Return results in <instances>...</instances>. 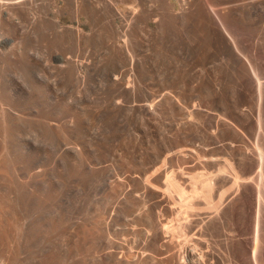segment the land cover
<instances>
[{
    "label": "rangeland",
    "instance_id": "374dc122",
    "mask_svg": "<svg viewBox=\"0 0 264 264\" xmlns=\"http://www.w3.org/2000/svg\"><path fill=\"white\" fill-rule=\"evenodd\" d=\"M3 1L9 2L10 0ZM21 1L22 3L20 4L22 5L18 6V11L9 12L7 11L9 10V6H2L3 13L2 15L0 14V21H2L0 22V112H2V116L8 126V137L10 136L6 148L2 147V149H0V159L3 158L5 153H1V151L5 149L10 156L11 162L9 169L0 167V172H2L0 173V184H7L6 182H13L11 184L22 183L24 189L27 187V190L31 192L34 191L33 193L35 194V192L42 191V180L45 179L47 182L45 180L44 182L49 183L52 192L54 191V202H60L58 205L61 204L64 212V219L61 223L62 226L60 224L61 227H59V231L54 236L56 240L54 237L49 240L50 242H56L58 240L62 242L65 241V249L67 250H65V264H78L80 262L83 237L88 230L94 232L95 224H101V226L103 225L104 229L107 230L108 236L100 238L101 244L103 242V247L105 246L102 252H107L114 246L123 245V243L124 245H137V247H142L143 245L144 247L146 246L147 252H151L152 247H150V243L147 239L150 230L148 229L149 226H147V222L143 219V215L145 213L148 215L153 214L162 221L166 218L165 222L167 221L166 223H169L167 225L171 226L172 224L176 225L182 221V217L185 215L184 212H181L178 216L175 213L167 216L164 211L161 210L160 203L157 200L163 190L162 184L166 181L165 179L167 177L176 178L180 186L182 185L185 190H188L190 185L189 176L191 174L193 175V173H196L200 175V173L197 172H203L205 175L209 174L213 169L211 162L214 161L213 163L215 165H218V163L222 164L221 160H224L226 157L225 151L222 148L223 142L213 143L210 141L209 137L215 129L213 123L216 116L212 113H215L217 110L211 109V106H209V108L207 107V94L204 98H201V100L199 98V102L197 98L201 97L206 89L210 91V89L213 88L212 91H215L214 87L216 86L218 89L215 88L219 91H216V93H220L222 98L226 100L224 101L221 99V102L219 100L217 107L220 104L232 102L234 93H232L233 87H231L232 85L230 84L233 83V80L230 82L232 77L230 76L229 78L232 68L230 64L229 66L227 64L229 61L226 59L227 56H225L224 53L222 54L221 51L219 53L222 55L219 54V50H215V53L217 51V54L219 56L221 55L220 57H218L214 51L209 52L214 50V48L212 47L213 49L210 50L211 47H203V43H200L201 39L199 38V40H196V38L198 39V34L195 31L187 32V30L185 31V29L182 28L178 29L179 27H177V30L182 29L179 35V31H175L176 27H172V30L169 28L168 32L167 30L165 32H159L155 28V23H152L150 14H148L147 17L145 15L142 16L148 20H143V18H140V20L138 19L137 21L139 23L137 21L128 22L127 20H121L123 21L121 22L118 19L122 23L120 24L119 21H116L117 18L113 17L111 13L108 14V11L106 14L102 12L103 15L101 17L103 18L108 14V16H106L107 19L104 18L105 20L98 16L102 13L96 14L98 17L93 13L94 16L87 20L81 18V16L83 17L82 9L79 7L81 11H76L78 6L74 8V0ZM112 1L115 7L117 5V9L119 5L123 8L122 5L130 2V0H123L124 3L121 2L122 0H111V2ZM161 1L162 0H145L144 4L150 3L152 7L157 4L153 9L151 8L155 13V10H158L157 8L160 7L159 4H161ZM172 1L173 0H167L166 2L165 0L168 5L171 3L173 4L174 1ZM237 1H239V4L240 2L242 4V2L245 3L247 0ZM237 1L232 0L231 3L234 2V4H237ZM119 2L121 3L118 4ZM165 2L164 4L167 5ZM158 5L159 7H157ZM162 5L163 4H161V6ZM74 11L78 12L79 15L73 16V13H75ZM152 11L150 12L153 13ZM80 12H82V14H80ZM1 16L3 17L2 19ZM110 19L114 20V23H116L114 25L118 24L117 27L123 25L124 21L127 25L124 23V26H122L124 28L121 30V27H118L119 30L116 26V28H114V25H111L113 21ZM115 29L118 31L114 32ZM251 29L248 30L246 28L244 36L246 37L244 40L248 42L244 41V43H247L249 47L253 42L254 44H256V41L260 42L261 38L259 36L262 34L258 28L256 29L257 35L255 34L256 30L254 32ZM127 31H129L130 34ZM156 31L160 33L157 32L162 38L159 37ZM248 31L249 33H247ZM118 32L120 34H118ZM128 34L130 37L127 36ZM165 34L166 38L170 41L167 40L168 42H166V39L163 41ZM176 37L177 39H173ZM179 38H181V41L178 40ZM194 38L195 41H193V43L195 42L194 44H196V46L192 45L193 43L189 40H194ZM125 39L128 40L126 41ZM160 41H162V43L165 42L167 47L165 44L161 46L162 44ZM249 41H251L250 44ZM201 46L202 53L199 48ZM119 47H122V50L119 49ZM249 47H246L247 53H250L248 52L249 50L253 54V45L250 47L251 50ZM197 48H199V50H196ZM208 49L209 51H207L206 56L203 54V50ZM197 51L198 54L201 53V56L200 54L199 56L196 54ZM204 53L206 54V51ZM240 55L241 58H243V55ZM221 58H223V61L220 60ZM225 61L227 62L225 63ZM221 64L222 66H220ZM224 64H227L224 68L226 67L225 69H228V72L231 71L227 74L228 72L225 70L227 72L226 76H224ZM218 67L219 69L221 68L219 72L222 70L224 71V73L222 71L220 74L221 77L222 74H224L223 77L225 78L228 75L230 80L228 78L226 79L229 81L225 78L218 77L220 76L217 74L219 70ZM216 68L218 70L215 73ZM243 68L246 69L245 66ZM216 74L218 76H216ZM201 90L203 92L202 94L200 92ZM208 90H206L205 93H207ZM165 91L166 93H164ZM171 91L175 95H173ZM198 91L201 94L200 96ZM167 93L171 94V97L178 95L175 98L179 99L176 100V104L179 105V110H170V106L168 107L167 104L165 106L163 103V96L165 94L169 95ZM219 97L220 95L217 96V99ZM149 100L153 102V104L150 103ZM160 103L164 105H160ZM150 104L152 105V109H149V111L147 107H149ZM192 105H194V107ZM213 107H216V105ZM219 111H221L220 108ZM219 113L221 112L216 114ZM18 116L20 117L18 118ZM176 116H178V118ZM54 124H58L57 127ZM80 124L83 127L80 126ZM65 130L69 133L72 132L71 134L73 137H68V132L66 134L64 133L66 132ZM78 139H80V141ZM47 140L49 142H47ZM63 140L66 141L64 142ZM73 142L75 144H73ZM60 144L62 145L60 146ZM242 144V142H236L238 146ZM18 149L23 150L22 153L24 156L30 157L26 158L19 155L25 158H23L24 160L20 159L18 154H21V152L17 153L19 151ZM97 149H99V151ZM9 150L11 151L9 152ZM24 151L29 155L27 156ZM52 152L55 153L53 154ZM228 152L232 155L236 153V151L232 150ZM64 155L67 156L65 157ZM216 160L220 161L218 162ZM107 163H110V165ZM37 169H40L39 171L42 172H39ZM5 175L7 176L4 177ZM201 176L203 175L201 174ZM154 177H156V179ZM5 179L9 181H5ZM218 186L219 185H216L214 187L217 188ZM228 186L229 184H222L221 187L219 186L220 189L212 188V195H216L217 192L218 195L225 192V196L228 197ZM38 187L41 188L38 189ZM141 189L143 191H141ZM146 190H148L147 193ZM39 192L37 194H39ZM150 192H152L153 195L150 194ZM126 194H129L132 200L131 204L128 206L122 203V197ZM31 203L33 204V202ZM31 203H29L27 207V215L31 216L35 214L36 216L39 214L45 216V214H47L48 207L39 208L35 203L34 205H31ZM168 205L174 211L177 209L176 206H178L172 202ZM95 206V209L99 207V212L96 216L95 214L93 216L92 213L94 212L91 213V211L95 210ZM92 207L93 209H91ZM202 209H197L198 212H195V215H193L196 218L199 217L197 218L198 220L205 219L211 212L207 211V213L205 210L206 208ZM1 213L2 212H0V223L1 220H3ZM90 214L92 216H89ZM69 220L71 222H68ZM86 220H89V224L87 225L86 223L88 222ZM84 221H86L85 224ZM226 222L223 226L225 225L226 228L233 227L232 214L228 216ZM197 226L193 228H197ZM144 228L147 231H145ZM193 228L190 230L187 237L193 236V239H195L194 236L196 238L198 237L199 242H203L202 245H200L202 250L211 251L215 255H224L225 259L228 261L230 260V262L232 261L231 263H227L228 261L226 260L225 264L236 263L231 256L235 243L239 242L243 248L248 249L249 244L247 241L253 236V234L249 233L250 225H246V228H244L240 234L230 230L223 233V230L219 228L220 231L216 230L210 233L211 235L204 234V236L202 235L203 237L197 235L195 233L196 229ZM222 233L225 234V236ZM178 234H176V238L174 236V239L178 241L183 240V236ZM39 235L37 234L34 236L29 242L30 244L27 243L24 246L23 251L26 250L24 251L25 253L21 255L31 258L34 256L37 257L40 252V245L44 242H42L43 239L41 234ZM170 236H172V233ZM62 237H64V239ZM203 239L205 240L203 241ZM160 241L161 240H159V242ZM119 242L123 243L120 244ZM196 247H198V245ZM71 251L72 253H69Z\"/></svg>",
    "mask_w": 264,
    "mask_h": 264
},
{
    "label": "bare ground",
    "instance_id": "6f19581e",
    "mask_svg": "<svg viewBox=\"0 0 264 264\" xmlns=\"http://www.w3.org/2000/svg\"><path fill=\"white\" fill-rule=\"evenodd\" d=\"M10 1L5 2L3 0H0V14L1 15L3 13L2 8H1L2 6H5V7L9 6V8H8L9 10H7V11L15 12L16 10L18 11V6L22 5V4H20V3H22L21 0H18V1L13 0V2H12V0H10ZM117 1H119V0H117ZM127 1H129V0H127ZM144 1L145 0H143V2H142V0H130V2L125 3L126 6L121 4L123 6V8H125V9H123L119 5V8H118L119 10H118L116 8L117 5L115 7L113 1L111 2V0H80V1L74 0V2H75L74 8L76 6H78L76 11H78L81 8L82 12H83V17L81 16V18H85L86 20L91 19V17L94 16L93 13H95V15L101 14L102 12H104V14H106L107 11H108V14L111 13L113 15V17L117 18L116 21H119V20L120 21L121 20L126 21L127 20L128 22L137 21L138 19L140 20V18H143L142 16L145 15L147 17V15L150 14L151 15V21H152V23L153 22L155 23V28L159 32H165L166 30L168 32V29L169 28L171 29L172 27H176L175 31H177V32L179 31V35L181 34L182 29H185V31L187 30V32L195 31L198 34V36L195 35L198 37V39L195 37L196 40H199V38H200L201 42L200 41H198V42L203 43V45L202 44H200V45H202L203 47H207V48L211 47L210 50L214 48V50H211V51H209V49L203 50L204 55L207 56V51H209V52L214 51V53H215V50H219L218 53L220 51L222 52V54L224 53L225 56H227L226 59L229 60L228 62L225 61V63L227 62L228 66L230 64L231 68H232V70L229 69L232 71V72L229 71L232 73V74L230 73L229 78L231 76L232 79L230 80L228 78V75L226 77L230 80V82L233 80V83H234V84L233 83L230 84V85H232L231 87H233L232 93H234V98L232 99V102L224 103V101H226V100L222 98L220 93H216V91L219 92L217 90L218 88L216 86L215 87L217 89L213 86L215 91L214 90L212 91L213 88L210 89V91L208 89H206V90H208V92L205 93L206 92V90H205L204 91L205 95L201 90L200 92H201V94L203 93L202 96L203 95L204 96L203 97L197 96L198 97L197 101L199 98H200V100H201V98H204L207 94V97H208V106L207 107L209 108V106H211V109L217 110L215 113L214 112L212 113V114H215V116H216V119L213 123L215 129L211 133V136H209V137H210V141L213 143L223 142L222 148L225 151L226 157L224 158V160H221L222 164L218 163L220 160L219 161L216 160V161H218L217 162L218 165L217 164L215 165L213 163L214 161L211 162L212 163L211 166L213 167V169L212 168H211L212 170L209 169V170H211L210 172L207 171V172H209V174H206L207 176L205 175V173L203 174V172L202 173L197 172V173H200V175L196 174V173L195 174L193 173V175L191 174L189 176L190 185L188 187V190H185L182 187V185L180 186L179 181L176 180V178L167 177L165 179L166 181H164L162 184L163 190L160 193L159 198L157 200L160 203L161 210H163L165 215H167V216L171 215L173 213H175L178 216L181 212H184L185 215L182 214V215H184L182 217L183 220L180 221L179 223H177L176 225L172 224V226L167 225L169 223H166L167 221L165 222L166 218L163 219V221H162V220L158 219V217L153 215V214L148 215L145 213L143 215L144 216L143 219L145 220V222H147V226H149L148 229L150 230V234H148L149 237L147 239H148V242L150 243L149 244L150 247H152L151 252L146 251V246L144 247L142 245V247L141 246L137 247V245H135V246L124 245L123 242H121V243H123V245H117V246H114L111 250H108L107 252L106 251L102 252V250H103V248H105V246L103 247V242L101 244L100 238L103 236H108L107 230L104 229L103 225L101 226V224H95L94 232H90L87 229L88 231L85 232L86 234L84 233L85 235L83 237L84 239L82 241V247H81L82 248L81 249V258H80V262L78 264H152V263H155V264H225L227 259L224 258L225 257L224 255H222V256L215 255L211 251L202 250L201 249L202 247L200 245H202L203 242L202 243L199 242L198 237L196 238L194 236L195 239L192 238L193 236L187 237L188 233H190V230L194 226H197V225H198L197 228H193V229H196L195 233L199 236H202V235L204 236V234H210L216 230H219V228H221V230H223V233L224 232L226 233V231L230 230V231L237 232L238 234H240L243 231V229L246 228V225H250L249 233L253 234V236L251 238H249L247 241L249 244V248L248 249L243 248L241 243H239V242L235 243V245L233 246L232 254H231L232 259H234V262H236L237 264H264V0H247V1H245V3L242 2V4H241V2L239 4V1H237V0H235V1H237V4H234V2L231 3L232 0H173L174 3L173 4L171 3L169 5H168V3H166L167 0H166V2H165V0L164 1L162 0L160 3L163 5L161 6V4H159L160 7H159V5L157 6L159 8H157L158 10H155V13L152 11V9L157 4L152 7L150 3H149L150 5L144 4L145 3ZM121 2L124 3L123 0ZM121 2H119L118 4H120ZM164 2L167 5H165ZM26 4H25V6H26ZM154 9H156V8H154ZM76 11H74L75 13H73V16L74 15L77 16V14L79 15V13ZM79 11H81V10H79ZM150 11H152L153 13H151ZM82 12H80V14H82ZM108 14L106 16H108ZM97 15H96V17H98V16L101 17L103 15V13L101 15H98V16ZM150 15H149V17H150ZM106 16L104 17L105 19H107ZM5 17H6V14H5ZM2 18L3 17L1 16V19ZM101 18H103V17H101ZM108 19H109V17H108ZM112 19H110V20H112ZM144 19L148 20L147 18H143V20ZM112 21H113V24H111V25L113 26L116 23H114V20H112ZM112 21H111V23H112ZM120 21H119V23L122 24L121 22H123V21H121V22ZM125 21H124V23L127 25V23ZM0 22H2V21H0ZM124 23H123V25L120 26L121 30H122V28H124V27H122V26H124ZM117 25H114V28H116ZM177 27H179L178 29H180V28H182V29L177 30ZM114 28H113V30H114ZM130 28H132V27H130ZM246 28L248 30H250L252 28L251 30H253L254 32L258 28V29H260V31L262 33V34L258 33V34H260L259 37L261 38L262 42L260 40H258V41H260L261 43L256 41L255 42L256 44H254V42L252 41L253 47H252V45L250 47L254 48V52L252 54L251 51L248 50V52H250L249 53L250 55L247 53V50H246L247 49L246 47H249V45L247 46L248 42L246 40H244V39H246V37H244ZM111 30H112V28H111ZM116 31H118V30L115 29L114 32H116ZM158 31H156V33ZM120 32H122V31H120ZM127 32L129 33V31H127ZM170 33H172V32H170ZM175 33H174V35H175ZM247 33H249V31ZM250 33H251V31H250ZM256 33H257V30H256L255 34ZM118 34H120V33L118 32ZM129 34L127 35L128 37H130ZM169 34H167V35H169ZM176 34H178V33H176ZM190 35H192V34H190ZM131 36H132V34H131ZM160 36L161 35H159V37ZM251 36H252V34H251ZM192 37H194V36H192ZM256 37L258 38V36H256ZM160 38H162V37H160ZM195 38H194V40H192V39H189V40H191V42L193 43V41H195ZM260 38H258V39H260ZM164 39H166V42L170 41L166 38V34H165V38H163V41H164ZM169 39H170V37H169ZM173 39H177V37L173 38ZM180 39L181 38H179L178 40H180ZM251 39H252V37H251ZM251 39H247V40H251ZM244 41L247 43H244ZM160 42L162 44L161 46H164L165 42L164 43H162V41H160ZM194 43L192 45L196 46V44H194ZM250 43H251V41H249V44ZM165 46H166V44H165ZM202 46L199 47L201 50L200 51L201 53H202V49H201ZM191 47H193V46H191ZM250 47H249V49L251 50ZM121 48L122 47H119V49H121ZM199 48H197L196 50H199ZM205 51H206V54L204 53ZM192 52H193V50H192ZM201 53H199L200 56H201ZM196 54H198V51ZM199 54H198V56H199ZM210 54H208V55H210ZM215 54L218 57H220L222 55L221 53H219V54H221L219 56L217 54V51ZM240 54L243 55V58H241ZM222 59L223 58H221L220 60H222ZM62 61H64V60H62ZM214 64H216V63H214ZM222 64H223V62H222ZM222 64L220 66H222ZM227 64L223 65L224 71L226 70L225 69L226 67L224 68V66H226ZM244 66L246 67V69L243 68ZM218 69H219V67H218ZM218 69L216 68L215 73ZM220 69L217 71L218 75H220L223 71L222 70L221 72H219ZM224 71H223V73H224ZM226 71H225V75L222 74V77H221V75L218 76L217 74H216V76L221 77V78H225V77H223V75L226 76V73L228 72V71L227 72ZM229 72L227 74H229ZM130 80H128V81H130ZM229 80H227V81H229ZM40 87H42V86H40ZM200 92H199V96L201 95ZM164 93H166V91ZM167 94H169V93H167ZM173 95H175V94L173 93ZM196 95H197V93H196ZM196 95H194V96H196ZM218 95H220V97H219L220 99L219 98L217 99ZM177 96L178 95H176L175 97H177ZM33 97H34V95H33ZM133 97H135V96H133ZM163 97H164L163 103L165 104V106L167 104L168 107L170 106V110H172V109L173 110H177V109L179 110V107H178L179 105L176 104V100L178 98H175L173 96L171 97V94H169V95L165 94ZM207 97H206V99H207ZM221 99L224 100L223 101L224 104H220L222 107L220 105H219L220 107L219 106L217 107L219 100H220V102L222 101ZM155 100H157V99H155ZM158 102H160V101H158ZM150 103L153 104V102H151V101H150ZM155 103H157V102H155ZM163 103H160V105ZM155 105H154V107H155ZM215 105H216V107H213ZM20 106H18V107H20ZM192 106L194 107V105H192ZM151 107H152V105L150 104V106L147 107V109L148 110L152 109ZM168 107H166V108H168ZM131 108H133V107H131ZM135 108H137V107H135ZM219 108L221 111H219ZM183 110H185V109H183ZM218 112H221V113H219L221 115L216 114ZM6 114L8 116H10L8 113H6ZM2 115H3L2 112H0V149H2V147L6 148L8 139L10 137V136L8 137V131H9L8 126L6 125V122H5ZM20 116H18V118ZM176 117L178 118V116H176ZM26 119H27V117H26ZM16 121H14V122H16ZM18 121H19V119H18ZM24 121H25V119H24ZM24 124H25V122H24ZM57 125H55V126L57 127ZM80 126H82V125L80 124ZM18 131H19V129H18ZM67 132L68 131H66L64 133L66 134ZM23 133H25V132H23ZM71 133H69V132L67 133V136L70 138H71V136L73 137V135ZM60 134H62V133H60ZM47 135H49V134H47ZM74 136H75V134H74ZM28 139H30V138H28ZM74 139H76V138H74ZM20 140H21V138H20ZM67 140H69V139H67ZM78 140L80 141V139H78ZM227 140H229V141H227ZM18 142H20V141H18ZM47 142H49V141L47 140ZM236 142H242L243 144L238 146V145H236ZM57 143H59V142H57ZM73 144H75V143L73 142ZM16 145H18V144H16ZM61 145L62 144H60V146ZM19 146L21 147L22 145H19ZM44 149H46V148H44ZM54 149H56V148H54ZM23 150H19L17 152V153L21 152V154H18V156L19 155L24 156L22 153ZM63 150H62V152H63ZM97 150L99 151V149H97ZM229 150L236 151V153L234 155H232L228 152ZM10 151L11 150H9V152ZM2 152H5V153L3 155V158L0 159V167L4 168V169H9L11 166L10 165L11 164L10 156L5 151V149L3 151H1V153ZM25 154H26V152H25ZM26 155L28 156L29 154H26ZM21 157H20V159L24 160L25 159L24 157H26V156H24L22 158ZM28 157H30V156H28ZM28 157H26V158H28ZM26 160H28V159H26ZM89 160H90V158H89ZM23 164H25V163H23ZM107 164L110 165V163H107ZM86 166H87V164H86ZM131 166H133V165H131ZM80 167H81V165H80ZM92 169H94V168H92ZM102 170H100V171H102ZM122 171H123V169H122ZM39 172H42V171H39ZM0 173H2V172H0ZM48 174H50V173H48ZM127 174H125V175H127ZM201 174L204 177L201 176ZM6 176L7 175H5L4 177H6ZM34 177H35V175H34ZM154 178L156 179V177H154ZM130 179H131V177H130ZM44 180H42V182H41L42 191L41 190H40L41 192L38 191L39 194H37L38 192L37 193L35 192V194H34L33 193L34 191L31 192V191L27 190L28 189L27 187H25L26 189H24V185L22 183L11 184L13 182L10 181L11 183L6 182L7 184H4V183L0 184V210H1L0 212H2L1 214H2V218H3V220H1V223H0V264H65V259H66V257H65V255H66L65 250L66 249H65V244H64L65 241L62 242V241L58 240L60 242L59 243L58 241H56V242L51 241L50 242V240H49V239H52V237H54L57 234V232L59 231V227L62 226L61 223L64 219V212L62 209L63 207L61 206V204L58 205L60 202L59 203L54 202V200H53V198H55V195H53L54 191L52 192V188L50 187L49 183H46L47 182L46 180H45L46 182H44ZM5 181H9V180L5 179ZM24 181H25V179H24ZM32 181H33V179H32ZM57 181H59V180H57ZM143 181H145V180H143ZM146 183H148V182H146ZM146 183H144V184H146ZM38 184H40V183H38ZM148 184L151 185L150 183H148ZM222 184H229V186H228V191H229L228 197L225 196V192H222L218 195L217 194L218 192L215 191V192H217L216 195L215 194L212 195V192H213L212 188H215L214 186H216V185H219L221 187ZM149 185H148V187H149ZM219 186L215 189H220ZM40 188L41 187H38V189H40ZM138 191H139V189H138ZM141 191H143V190L141 189ZM147 191L148 190H146V193H147ZM155 192H156V190H155ZM150 194L153 195L152 192H150ZM147 195H149V194H147ZM122 198H123V200H122L123 205L128 206L129 204H131L132 200H131V196L129 194L124 195V197H122ZM137 199H138V196H137ZM31 202H33V204ZM61 202H62V200H61ZM170 202L174 203L175 205H178V206H176L177 209H175V211L173 209H171V207H169L168 204ZM29 203H31V205H34V203H35L37 205V207H39V208L48 207L47 214H45V216H41L39 214L36 216H35V214H33L31 216L27 215V207H28ZM142 204H143V201H142ZM82 207H83V205H82ZM95 208H96V206L94 207V209ZM98 208L95 209L94 211H91V213L94 212V213H92L93 216H94V214H95V216L98 214V212H99ZM200 208L201 209L206 208L205 209L206 212L207 211H211V212H210L209 216L205 217V219L198 220L197 218H199V217L196 218L193 215H195V212H198L197 209L200 210ZM91 209H93V207ZM208 209H210V210H208ZM121 210H123V209H121ZM202 210H204V209H202ZM67 211H68V209H67ZM139 212H141V211H139ZM29 213H30V211H29ZM230 214H232V217H233V227L232 228H226L225 225L223 226V224L226 222V220ZM92 215L90 214L89 216H92ZM65 218H67V217H65ZM87 218H85V219H87ZM70 220L68 222L72 221V220L71 221ZM86 221L88 222V223H86V225L89 224V220H86ZM86 221H84V224ZM163 222H165V223H163ZM229 223H232V222H229ZM60 224H61V226H60ZM65 224H66V222H65ZM228 227H231V226H228ZM84 231H86V230H84ZM145 231H147V230L145 229ZM246 231H247V229H246ZM171 233H172V236H170ZM37 234L38 235L41 234V237L43 239L42 242L44 241L43 244L40 245V248H39L40 252L38 253L37 257L34 256L35 257L34 258L32 256L33 258H31L29 256L21 255L22 253H25L24 251L26 249L23 251L24 246L27 243H29L32 240V238L34 236H36ZM176 234L183 236V240H180V241L175 240L174 236L176 238V236H177ZM230 234H231V232H230ZM223 235L225 236V234H223ZM62 238L64 239V237H62ZM54 239L56 240L55 237H54ZM159 240H161V241L159 242ZM204 240L205 239H203V241ZM225 240H226V238H225ZM229 240H231V239H229ZM109 241H110V239H109ZM31 243H34V242H31ZM197 245H198V247H196ZM108 247H109V245H108ZM148 247H147V249H148ZM69 253H72V251ZM75 259H76V257H75ZM231 262L229 260L227 263H231Z\"/></svg>",
    "mask_w": 264,
    "mask_h": 264
}]
</instances>
